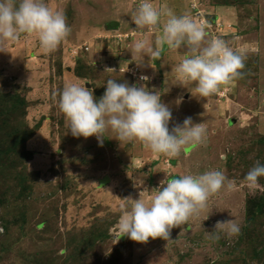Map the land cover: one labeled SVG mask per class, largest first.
<instances>
[{
  "label": "rangeland",
  "instance_id": "rangeland-1",
  "mask_svg": "<svg viewBox=\"0 0 264 264\" xmlns=\"http://www.w3.org/2000/svg\"><path fill=\"white\" fill-rule=\"evenodd\" d=\"M45 2L70 29L57 49L45 52L35 36L21 35L0 52V264H264V177L255 188L245 181L264 164V0H152L190 15L208 39L243 56L241 76L209 97L192 95L194 85L179 86L171 72L187 47L163 45L159 58L131 61L134 41L156 47L162 38V26L136 31L140 0ZM110 78L158 91L173 113L170 130L191 117L206 128V143L169 158L112 133L102 147L95 136L71 135L58 107L64 85H85L99 99ZM209 170L224 173L225 187L168 241L123 237L120 207L129 197L148 198L161 181ZM232 219L238 236L210 234Z\"/></svg>",
  "mask_w": 264,
  "mask_h": 264
},
{
  "label": "clouds",
  "instance_id": "clouds-1",
  "mask_svg": "<svg viewBox=\"0 0 264 264\" xmlns=\"http://www.w3.org/2000/svg\"><path fill=\"white\" fill-rule=\"evenodd\" d=\"M131 22L143 34L162 26V38L156 47L147 39L133 42L132 62L145 64L146 58H159L161 47L170 50L187 47L190 54L183 57L172 71L178 85L200 97L217 93L221 85L241 76L244 58L223 39H208L202 24L190 15L175 14L171 9L156 7L152 0H140ZM65 15L54 11L45 0H0V52H7L10 42L21 35L35 36L45 52H52L69 33ZM115 69H107L106 71ZM146 75L140 77L148 81ZM106 91L97 99L94 89L78 83H66L59 94L58 107L65 115L71 135L85 139L95 136L102 147L109 133L120 144L139 142L145 149L169 158L179 157L187 146L203 145L207 130L203 123L195 124L191 117L182 125L169 128L173 120L170 107L163 103L156 90L115 79L106 81ZM183 102L176 100L179 106ZM264 177V164L257 161L245 176L249 188H255ZM227 177L220 170H209L198 175L184 174L161 181L148 198H128L121 205L119 230L132 241L146 244L150 238L170 239L173 228L185 225L199 216L207 207L211 196L225 187ZM231 187V183H228ZM241 227L235 219L218 221L210 232L215 239L221 233L231 239L240 234Z\"/></svg>",
  "mask_w": 264,
  "mask_h": 264
},
{
  "label": "built area",
  "instance_id": "built-area-1",
  "mask_svg": "<svg viewBox=\"0 0 264 264\" xmlns=\"http://www.w3.org/2000/svg\"><path fill=\"white\" fill-rule=\"evenodd\" d=\"M138 69H134L132 72L134 73V75L136 76H139L141 73L139 72V74H138V71H137Z\"/></svg>",
  "mask_w": 264,
  "mask_h": 264
},
{
  "label": "trees",
  "instance_id": "trees-1",
  "mask_svg": "<svg viewBox=\"0 0 264 264\" xmlns=\"http://www.w3.org/2000/svg\"><path fill=\"white\" fill-rule=\"evenodd\" d=\"M256 211H257V213H258V211H260V207H258V209H256Z\"/></svg>",
  "mask_w": 264,
  "mask_h": 264
}]
</instances>
